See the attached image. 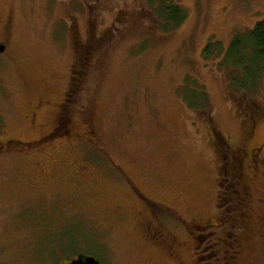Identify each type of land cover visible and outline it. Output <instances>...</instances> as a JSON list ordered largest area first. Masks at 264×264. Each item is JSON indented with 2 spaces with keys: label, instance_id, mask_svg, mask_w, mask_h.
Returning a JSON list of instances; mask_svg holds the SVG:
<instances>
[{
  "label": "rangeland",
  "instance_id": "rangeland-1",
  "mask_svg": "<svg viewBox=\"0 0 264 264\" xmlns=\"http://www.w3.org/2000/svg\"><path fill=\"white\" fill-rule=\"evenodd\" d=\"M174 2L185 22L162 34L142 0H0V264H210L216 240L234 264H264V177L246 158L248 198L230 206L211 145L216 132L237 148L264 114V72L241 99L242 70L222 64L264 0ZM90 21L114 33L71 98L70 30ZM208 45L221 50L205 60ZM253 145L263 160L264 118ZM150 215L181 263L146 237Z\"/></svg>",
  "mask_w": 264,
  "mask_h": 264
},
{
  "label": "trees",
  "instance_id": "trees-1",
  "mask_svg": "<svg viewBox=\"0 0 264 264\" xmlns=\"http://www.w3.org/2000/svg\"><path fill=\"white\" fill-rule=\"evenodd\" d=\"M147 7L151 20V30L169 34L177 30L186 19L184 8L174 0H142ZM123 15V13H121ZM72 65L71 79L68 85V96L73 98L82 89L83 80L89 69L92 59L111 42L114 30L108 28L101 34L97 33L96 26L89 22L84 38L78 33L76 25L71 26ZM214 49L219 53L221 47L208 45L203 51V58L209 60L213 56ZM223 65H230L242 70L243 77L237 88H232L242 96L250 94L251 88L258 83L264 72V22L256 26L243 37L234 38L227 52L224 54ZM264 118V114H249V119L243 126V136L240 146L231 148L219 133L213 132L211 145L216 152L218 161V173H220V186L225 200L230 206L238 208L247 201V185L243 165L246 160V146L252 140V133L256 125ZM245 122V121H244ZM233 244V241H230ZM224 253L228 264H234V253ZM214 250L213 248L211 249ZM215 251V250H214ZM220 256V254H218ZM216 263L214 257L209 263ZM217 264V263H216Z\"/></svg>",
  "mask_w": 264,
  "mask_h": 264
},
{
  "label": "flooded vegetation",
  "instance_id": "flooded-vegetation-1",
  "mask_svg": "<svg viewBox=\"0 0 264 264\" xmlns=\"http://www.w3.org/2000/svg\"><path fill=\"white\" fill-rule=\"evenodd\" d=\"M0 45H4L5 46L4 52L0 53V55H2V54H4L6 52V45L4 43H0ZM254 130H255V128H254ZM254 130H253V133H252L253 136H254ZM57 131H59V130L54 128L51 131H49L47 136H52V134L56 133ZM258 144L259 143H257V145ZM255 146L256 145H253V147L248 148L247 153L245 154V156H246L247 160H249V162L251 164H253V166H252L253 168H252L251 171H259V172L262 173V176L264 177V169H263L264 159L261 160V161L260 160H256V158H255L256 157V150H258L259 147H255ZM258 155L259 154H257V157H258ZM263 183H264V179H263ZM138 197L140 199H142L143 202H145V199H147V198L144 199L142 196H138ZM225 201L227 203H229V201H227V200H225ZM150 216H151L152 219L154 218L153 220H155L156 224L154 225L153 229H151V226H150L151 225V221H148V218H146V221H145V218L143 219L144 222L142 223V226L143 225L146 226V228H145V230L147 231L146 237L148 236L149 239L156 240V242H159L158 243L159 246L163 247V249H165L170 256L171 255H175V261L180 262L179 255L175 252V250H172L175 246L176 247L178 246V244L176 242V239L171 237L168 233H163V230H162V228L160 226L159 220L157 218H155V216H152V215H150ZM215 220L216 221H215L213 226L214 227H220L221 222H222V220H221L218 223V221L220 220V215H219V217H216ZM208 222H209V220H207L205 222L206 227H211V224H209ZM150 230H153V233L151 235H148V233H150L149 232ZM194 240L196 241L197 238H194ZM218 244L219 243H218L217 240L213 242L212 245H213V248H214L215 251L214 250L212 251L211 256L214 257V260H215V262L217 264H228L226 258L225 257H221L224 253H227L228 251L225 248L219 249ZM230 247H234V246L230 243ZM218 254H220V256ZM195 262H196V260H194V263ZM216 263H212L211 262L210 264H216Z\"/></svg>",
  "mask_w": 264,
  "mask_h": 264
},
{
  "label": "water",
  "instance_id": "water-1",
  "mask_svg": "<svg viewBox=\"0 0 264 264\" xmlns=\"http://www.w3.org/2000/svg\"><path fill=\"white\" fill-rule=\"evenodd\" d=\"M5 50L4 45H0V53H3ZM68 264H99L93 257L79 254L73 260H71Z\"/></svg>",
  "mask_w": 264,
  "mask_h": 264
}]
</instances>
